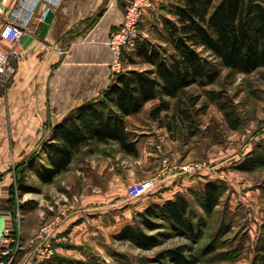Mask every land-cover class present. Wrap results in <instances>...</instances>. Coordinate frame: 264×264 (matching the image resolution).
<instances>
[{"label": "rangeland", "instance_id": "374dc122", "mask_svg": "<svg viewBox=\"0 0 264 264\" xmlns=\"http://www.w3.org/2000/svg\"><path fill=\"white\" fill-rule=\"evenodd\" d=\"M182 2L158 0L142 19L139 41L149 40L171 52L164 20L175 21L171 8ZM132 49L129 47L126 52L134 53ZM203 55L220 72L218 82L207 87L196 84L187 90L181 108L187 111L188 118L182 114L174 118L177 101L171 100L173 108L163 113L164 121L152 122L149 111L158 102L147 104L136 119L146 128L140 131L150 134L134 133L137 155L124 152L117 143L93 144L78 154L73 166L51 185L42 184L32 171L23 174L22 185L18 166L13 167L11 195L15 211L18 208L22 211L25 245L19 256L20 264H36L33 241L45 225L54 226L55 255L93 264H172L160 255L180 245L192 247L200 257V264H254L256 247L264 230V168L245 173L237 166L259 144L264 145V68L249 75L232 73L207 53ZM133 61L124 62L125 71L145 68L135 55ZM195 98L197 104L192 106ZM219 102L227 107L233 121H240L238 130L232 128ZM168 125L172 126L171 130ZM152 136H155L153 143L149 142ZM41 157L36 160L37 164H42ZM194 163L203 165V169L191 175L178 174L180 166ZM100 168L104 170L103 179L98 172ZM170 171L178 177L180 186L188 178L199 181L195 188H188L187 183L184 187L196 221L203 217L199 243L169 228L149 232L159 239V245L151 250H144L131 241L117 240L115 235L126 225H134L136 214L144 210L138 207L146 203L145 198L167 193L159 196L164 202L167 197H173L168 191L170 188H163L162 183ZM155 178L158 186L154 194L139 199L128 197L131 185ZM128 179L134 180L128 184ZM208 180H219L226 187L222 202L211 217L204 214L196 196ZM24 187H30L29 192L25 193ZM226 228L230 231L223 234ZM209 245L215 246L216 251L204 255Z\"/></svg>", "mask_w": 264, "mask_h": 264}, {"label": "trees", "instance_id": "16d2710c", "mask_svg": "<svg viewBox=\"0 0 264 264\" xmlns=\"http://www.w3.org/2000/svg\"><path fill=\"white\" fill-rule=\"evenodd\" d=\"M171 13L176 20L166 18L164 23L173 50L170 52L149 40L134 43V53L125 51L127 57L124 53V62L128 59L133 61L135 55L145 68L115 75L116 81L104 92L99 107L72 115L60 124L55 130L53 142L41 143L40 148L45 153L41 157L42 164L36 163L39 156L34 153L26 163L18 165L20 184L23 185V174L27 171H32L42 184H53L70 169L78 154L96 143H117L124 152L137 155L135 134L128 130L127 118L139 115L147 104L157 101L158 104L149 111V118L162 123L163 113L173 108L171 100L177 101L174 118L177 119L178 114L188 118L187 111L181 108L187 90L196 84L202 87L215 85L220 78V72L204 53L232 73L249 75L264 68V0H183L171 8ZM217 95L221 100L220 95ZM197 100L195 98L191 105L195 106ZM219 107L225 112L232 128L238 130L240 121H233L223 103L219 102ZM168 126L171 130L172 126ZM262 168L263 144H259L237 166L239 171L245 173ZM29 188L24 187V192H29ZM225 191L223 182L210 180L197 193L198 202L206 216L211 217L215 213ZM13 201L9 211L14 214ZM202 218L196 221L190 201L179 194L174 199L149 204L136 214L134 225H126L115 238L151 250L159 245V239L150 233L169 228L199 243ZM229 231L226 228L223 234ZM256 250L254 264H264V230ZM215 251L216 247L209 245L203 254L209 255ZM160 258L169 259L172 264L201 262L189 245L167 249ZM49 264L93 263L56 254Z\"/></svg>", "mask_w": 264, "mask_h": 264}, {"label": "crops", "instance_id": "0c3cea01", "mask_svg": "<svg viewBox=\"0 0 264 264\" xmlns=\"http://www.w3.org/2000/svg\"><path fill=\"white\" fill-rule=\"evenodd\" d=\"M38 1L14 0L6 7L0 0L1 49H11L1 37L3 28L16 22L26 25ZM43 1L50 7L46 21L23 38L15 74L6 83L0 82V232L15 225L13 218L4 213L11 208L13 167L34 153L45 156L41 143L53 142L56 128L72 115L99 107L104 92L115 83L109 40L133 0ZM139 115L127 118L128 130L150 134L140 131L146 128L136 119ZM149 138L153 143L155 136ZM98 172L103 179V168ZM172 173L168 172L162 183L173 197L164 201L179 194L185 196V184L192 189L199 182L188 178L180 186ZM133 180L128 179V184ZM166 194L145 198L146 203L138 208L161 203L159 196Z\"/></svg>", "mask_w": 264, "mask_h": 264}, {"label": "built area", "instance_id": "2783aa9c", "mask_svg": "<svg viewBox=\"0 0 264 264\" xmlns=\"http://www.w3.org/2000/svg\"><path fill=\"white\" fill-rule=\"evenodd\" d=\"M158 0H133L126 6L124 19L120 27L114 31L109 40V46L113 55L112 70L114 75L125 71L124 53L129 47H133L140 37V24L144 15L154 9ZM6 7H9L14 0H2ZM50 12V7L43 0L38 1L35 12L30 17L26 25L18 22L7 25L1 32L2 39L11 45V49L6 51L0 48V82H7L16 72L15 63L21 57L20 46L23 38L35 32L39 25L44 23ZM203 165L199 163L182 165L178 169L180 175H191L200 172ZM158 186V178L149 179L131 185L127 190L130 199H139L152 193ZM4 213L10 215L15 225L12 228H5L0 232V264H20L19 256L25 245L23 241L22 211L18 208L14 214L11 211ZM53 225L43 226L36 236V264L46 263L55 256L52 242Z\"/></svg>", "mask_w": 264, "mask_h": 264}]
</instances>
